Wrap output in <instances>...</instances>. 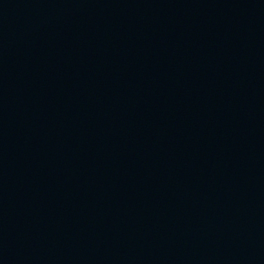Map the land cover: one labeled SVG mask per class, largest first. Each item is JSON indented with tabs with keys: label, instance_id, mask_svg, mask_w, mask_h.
<instances>
[{
	"label": "water",
	"instance_id": "water-1",
	"mask_svg": "<svg viewBox=\"0 0 264 264\" xmlns=\"http://www.w3.org/2000/svg\"><path fill=\"white\" fill-rule=\"evenodd\" d=\"M0 264H264V0H0Z\"/></svg>",
	"mask_w": 264,
	"mask_h": 264
}]
</instances>
